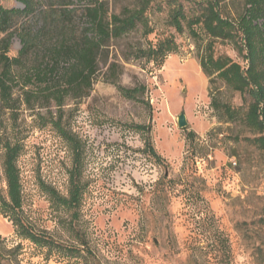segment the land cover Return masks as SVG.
<instances>
[{"label": "rangeland", "instance_id": "1", "mask_svg": "<svg viewBox=\"0 0 264 264\" xmlns=\"http://www.w3.org/2000/svg\"><path fill=\"white\" fill-rule=\"evenodd\" d=\"M180 1L192 12L202 0ZM137 2L1 0L10 13L0 38H11L10 58L23 42L36 45V62L58 38H97L87 13L95 5L110 17ZM220 7L235 14L243 0ZM168 13L167 0H153L145 13L153 33L143 36L139 28L111 43L87 97L67 101L61 111H21L15 134L23 138L16 163L22 222L49 244L40 251L21 240L0 209V264H264V150L245 141L264 133L243 120L218 119L194 43L169 26ZM170 36L177 51L161 67L136 55V48ZM214 48L246 66L229 44ZM111 62L118 65L114 76L106 73ZM217 86L219 100L244 116L249 97ZM119 87L136 89L135 98ZM181 112L187 122L182 129ZM57 118L78 145L77 155L76 144L51 125ZM72 182L79 202L53 203L46 190L68 200ZM0 190L6 197L1 155Z\"/></svg>", "mask_w": 264, "mask_h": 264}, {"label": "trees", "instance_id": "2", "mask_svg": "<svg viewBox=\"0 0 264 264\" xmlns=\"http://www.w3.org/2000/svg\"><path fill=\"white\" fill-rule=\"evenodd\" d=\"M152 1L138 0L134 8H124L118 15L110 17H107L102 4L95 5L87 13L90 27L97 38H58L59 43L49 47L36 62V45L23 42L17 56L10 58L11 38H0V155L6 185V197L2 196L0 190V209L4 217L9 216L11 219L16 235L21 240H28L40 251L49 244L47 238L22 222L21 184L16 163L23 149V138L15 134L21 111L34 112L37 108L51 107L61 111L67 101L87 97L99 71V59L108 58L113 41L122 40L139 28L143 36L153 33L145 17ZM225 1H197L193 3V11L186 12L180 0H167L169 26L177 34L186 32L192 39L199 67L208 79L210 107L218 119L224 122L243 120L260 135L264 133V0H243L242 10L235 14L223 11L220 5ZM8 13L0 6V31H3L2 25ZM217 42L229 44L242 57L246 66L242 67L229 56L216 55L214 47ZM176 51L177 44L170 36L145 50L136 48V55L145 56L147 62L161 67L165 58ZM62 60L65 68L60 69ZM104 63L107 64V61ZM117 68L118 65L111 62L106 73L114 76ZM218 83L232 92L249 97L250 104L244 116L239 109L219 100ZM118 89L128 99L135 98L136 89ZM50 123L58 129L63 139L76 144L60 127V118ZM193 137L189 135L188 140ZM245 141L264 150V137ZM77 146H74L76 155ZM46 191L57 206H72L79 202V189L73 182L68 200L61 198L52 188ZM20 249L18 244L12 252L17 253ZM48 251L51 254L50 248Z\"/></svg>", "mask_w": 264, "mask_h": 264}, {"label": "water", "instance_id": "3", "mask_svg": "<svg viewBox=\"0 0 264 264\" xmlns=\"http://www.w3.org/2000/svg\"><path fill=\"white\" fill-rule=\"evenodd\" d=\"M187 125L186 119H185V115L183 112L180 113V115L177 118V127L182 129L185 128Z\"/></svg>", "mask_w": 264, "mask_h": 264}, {"label": "bare ground", "instance_id": "4", "mask_svg": "<svg viewBox=\"0 0 264 264\" xmlns=\"http://www.w3.org/2000/svg\"><path fill=\"white\" fill-rule=\"evenodd\" d=\"M189 72V71H188ZM202 86V85H201ZM198 90V89H197Z\"/></svg>", "mask_w": 264, "mask_h": 264}]
</instances>
